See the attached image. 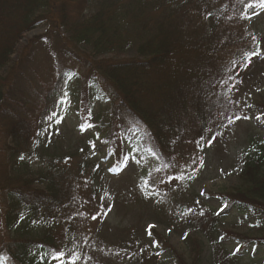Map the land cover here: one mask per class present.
I'll use <instances>...</instances> for the list:
<instances>
[{
    "label": "trees",
    "instance_id": "trees-1",
    "mask_svg": "<svg viewBox=\"0 0 264 264\" xmlns=\"http://www.w3.org/2000/svg\"><path fill=\"white\" fill-rule=\"evenodd\" d=\"M92 1L0 0V264H59L51 254L60 251L65 264L73 253L80 257L76 264H92L97 246L81 220L83 210L94 207L95 195L77 189L68 156L44 157L34 177L16 170L35 157L39 138L62 112L73 81L83 91L79 119L94 125L113 170L140 150L160 162L169 187H190L202 170V159H185L190 149L184 141L201 153L215 121L234 116L225 85L252 51H230L234 38L223 30L231 16L246 20L242 13L251 17L258 6L246 8L250 0H128L94 8ZM39 27L46 32L29 40L13 62L24 35ZM38 56L50 64L46 82L38 79ZM96 98L102 109L93 119L90 105ZM242 173L246 186L215 196L224 206L221 212L200 199L205 216L198 224L212 249H234L231 261L216 264L264 262L263 147L245 153ZM146 182L153 188L155 179L149 175ZM229 213L262 235L221 231L218 220ZM148 238L144 248L128 249L132 264H160L164 251H173L157 231Z\"/></svg>",
    "mask_w": 264,
    "mask_h": 264
},
{
    "label": "rangeland",
    "instance_id": "rangeland-1",
    "mask_svg": "<svg viewBox=\"0 0 264 264\" xmlns=\"http://www.w3.org/2000/svg\"><path fill=\"white\" fill-rule=\"evenodd\" d=\"M111 1L128 0H93L91 5L95 8ZM221 1H227L228 4L239 2ZM231 17L228 29L223 30L224 35L234 38V42L230 43V51L240 47L249 48L252 52L258 50L259 55L252 56L247 67H244L245 62L238 63L236 78L225 85L227 89L231 88L228 95L235 113L234 116L230 114L232 118L219 117L215 121L211 143H206L201 153L194 154L196 150L192 141H184L186 149H190L185 153V159L190 160L188 163L202 159V170L194 176L190 187L167 186L160 162L150 157V154L143 156L140 150L130 154L120 168L113 170L112 161L106 155V146L93 132L94 125L86 126L79 119L77 103L83 91L76 81L72 82L62 112L49 121L39 138L35 157L17 167L18 173L34 177L44 157L68 156V160H65L68 173L76 179L77 189L83 196L95 195L94 207H86L81 220V226L90 234L91 243L97 246L93 249L94 258L90 260L92 264H132L128 258V249L133 251L132 248H144L150 244L152 239L148 237L152 236V230L165 237L173 250L164 251L160 264H179L180 259H183L184 264L231 261L228 257L233 248L212 249L202 233V225L198 223L201 221L202 224L205 207L200 199L212 205L215 211L221 212L224 206L215 196L246 186L247 182L242 178L245 153H254L258 148H264V111L261 108L264 107V9L259 7L255 14L243 21ZM46 30L47 27H39L26 33L12 61H17L20 50L29 40L44 34ZM238 39H242L241 42H237ZM35 59L38 61V79L48 81L51 73L49 62L44 56ZM91 102L93 119H97L102 109L100 100L96 98ZM237 110L241 111L238 120L235 119L238 116ZM60 117L63 119L57 123ZM229 119L235 122L229 124ZM176 155V159L182 158L178 147ZM149 175L155 179L153 188L145 185ZM78 177L80 180L77 183ZM93 216L96 219H92ZM218 228L250 236L262 235L258 227L232 213L219 218ZM262 263V260L242 262Z\"/></svg>",
    "mask_w": 264,
    "mask_h": 264
},
{
    "label": "snow or ice",
    "instance_id": "snow-or-ice-1",
    "mask_svg": "<svg viewBox=\"0 0 264 264\" xmlns=\"http://www.w3.org/2000/svg\"><path fill=\"white\" fill-rule=\"evenodd\" d=\"M241 2H243V0H241ZM257 6L260 7V8H262V9H264V0H250V2L245 5V7L246 8H249V9L254 8V7H257ZM253 14H255V13H253ZM242 18L247 19V18H250V16L247 15V14L242 13ZM254 55H259V51L257 50V51L249 52V53H246L245 54L244 67H247V64L251 62V57L254 56ZM234 66H235V62H234ZM229 79H233V78L232 77H229ZM221 83H224V81H221ZM233 87H234V85H233ZM228 91L231 92V88H229ZM55 115L56 114L53 113V116L54 117H55ZM246 118L247 117H245V119ZM62 119H63V117H60V118H58L56 120V122L57 123H60V120H62ZM235 119L238 120V119H240V117L237 116ZM234 122L235 121L232 120V119H229V121H228L229 124L234 123ZM200 139L203 140L204 137H201ZM212 139L214 140L215 139V136H213ZM209 143H211V141H209ZM197 144L199 146L200 145V141H197ZM93 147H95V145H93ZM20 159L23 160L24 157L21 156ZM133 159H135V158L133 157ZM145 185L147 186V182H145ZM105 195H107V193H105ZM106 214L107 213H105V215ZM92 219H96V216H93ZM64 257H65V253L63 251L54 252V253L51 254V259L52 260H57L59 262V264H65ZM43 259H44V257H41V262H43ZM79 259H80L79 255L77 253H73L72 256L68 258L67 264H76V261L79 260Z\"/></svg>",
    "mask_w": 264,
    "mask_h": 264
}]
</instances>
